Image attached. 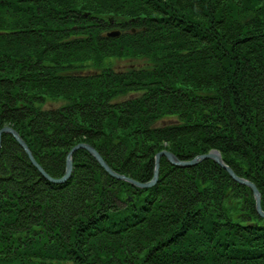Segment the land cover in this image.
<instances>
[{
  "label": "trees",
  "instance_id": "16d2710c",
  "mask_svg": "<svg viewBox=\"0 0 264 264\" xmlns=\"http://www.w3.org/2000/svg\"><path fill=\"white\" fill-rule=\"evenodd\" d=\"M4 127L54 179L217 150L264 211V0H0ZM0 264H264V218L213 159L57 184L4 133Z\"/></svg>",
  "mask_w": 264,
  "mask_h": 264
},
{
  "label": "water",
  "instance_id": "95a60500",
  "mask_svg": "<svg viewBox=\"0 0 264 264\" xmlns=\"http://www.w3.org/2000/svg\"><path fill=\"white\" fill-rule=\"evenodd\" d=\"M121 33L119 31H113L111 33H109V37H118ZM7 133V134H11L14 136V138L17 140V142L21 145V147L24 149V151L26 152V154L28 155L30 161L32 162V164L41 172V174L50 182L53 183H64L66 182L68 179H70V177L72 176L73 173V155L76 151H78L79 149H85L87 150L89 153H91L93 155V157H95V159L99 162V164L113 177L123 180V181H127L129 183H132L133 185L140 187V188H149V187H153L158 179H159V173H160V160L162 157H166L168 159V161L178 167H191V166H195L200 164L201 162H203L204 160L207 159H213L214 161H216L218 164H220L224 169H226L228 171V173L232 176V178L234 180H236L237 182H239L240 184L246 185L248 187H250L253 190L254 193V197L256 200V208L258 213L264 218V211L262 209V205H261V193L258 190V188L256 187V185L254 183H252L251 181L241 178L239 176H237L235 174V172L224 162V160L222 159L221 153L217 150L211 151L208 154L205 155H199L197 157H195L193 160L191 161H181L180 159H178V157L176 155H174L173 153L169 152V151H162L161 153L156 155L155 158V168H154V176L153 179L148 182V183H140L136 180H133L131 178H128L124 175H120L118 173H116L103 159V157L100 155V153L91 145L87 144V143H81L77 146H75L69 153L68 157H67V163H66V171H65V175L64 177H62L61 179H54L51 176H49L46 171L42 168V166L36 161V159L34 158L32 152L30 151L28 145L26 144V142L22 139V137L20 136V134L14 130L11 127H4L2 130H0V151H1V147H2V134Z\"/></svg>",
  "mask_w": 264,
  "mask_h": 264
},
{
  "label": "rangeland",
  "instance_id": "374dc122",
  "mask_svg": "<svg viewBox=\"0 0 264 264\" xmlns=\"http://www.w3.org/2000/svg\"><path fill=\"white\" fill-rule=\"evenodd\" d=\"M137 63V62H136ZM135 63V64H136ZM133 64V62H118V66H117V69L118 68H125V66H131ZM85 73H87V72H85ZM53 106V105H52ZM53 107H55V106H53ZM172 121V119H168V120H166V123H170ZM166 151V150H165ZM161 153V152H160Z\"/></svg>",
  "mask_w": 264,
  "mask_h": 264
}]
</instances>
